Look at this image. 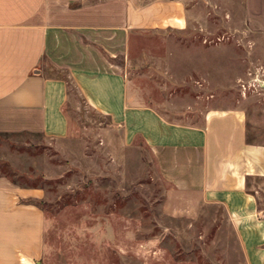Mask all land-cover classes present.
<instances>
[{
    "label": "rangeland",
    "instance_id": "obj_1",
    "mask_svg": "<svg viewBox=\"0 0 264 264\" xmlns=\"http://www.w3.org/2000/svg\"><path fill=\"white\" fill-rule=\"evenodd\" d=\"M177 1L184 30L132 31L127 53L108 57L130 103L189 125L239 110L249 144L264 146V19L247 18L245 0ZM60 75L68 137L0 135V178L45 192L32 201L45 219L35 264H264V180L246 189L251 213L177 193L154 151L139 138L125 145Z\"/></svg>",
    "mask_w": 264,
    "mask_h": 264
},
{
    "label": "crops",
    "instance_id": "obj_2",
    "mask_svg": "<svg viewBox=\"0 0 264 264\" xmlns=\"http://www.w3.org/2000/svg\"><path fill=\"white\" fill-rule=\"evenodd\" d=\"M245 3L247 18L264 19V0ZM186 23L177 0H0V135L67 138L65 74L87 105L121 128L125 145L139 138L154 151L177 193L256 211L246 189L264 180V146L247 143L243 112L211 111L196 125L169 121L130 103L125 78L108 59L127 53L132 31ZM44 196L0 178V264L41 257L45 219L31 202Z\"/></svg>",
    "mask_w": 264,
    "mask_h": 264
},
{
    "label": "trees",
    "instance_id": "obj_3",
    "mask_svg": "<svg viewBox=\"0 0 264 264\" xmlns=\"http://www.w3.org/2000/svg\"><path fill=\"white\" fill-rule=\"evenodd\" d=\"M70 84L68 83V86H69ZM247 143H249L248 141H247ZM14 184V183H13ZM34 188H36V187H34ZM41 189H43L42 187H40ZM32 203V202H31ZM41 209V208H40ZM42 210V209H41Z\"/></svg>",
    "mask_w": 264,
    "mask_h": 264
},
{
    "label": "water",
    "instance_id": "obj_4",
    "mask_svg": "<svg viewBox=\"0 0 264 264\" xmlns=\"http://www.w3.org/2000/svg\"><path fill=\"white\" fill-rule=\"evenodd\" d=\"M263 86H264V82H263Z\"/></svg>",
    "mask_w": 264,
    "mask_h": 264
}]
</instances>
